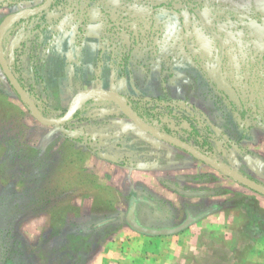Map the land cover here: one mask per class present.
<instances>
[{"label": "rangeland", "instance_id": "1", "mask_svg": "<svg viewBox=\"0 0 264 264\" xmlns=\"http://www.w3.org/2000/svg\"><path fill=\"white\" fill-rule=\"evenodd\" d=\"M196 1L224 44L221 77L236 103L185 47L173 6ZM42 2L1 1L0 22ZM74 15L73 24L67 19L61 27L23 21L2 44L10 68L46 116H61L80 90H112L150 109L160 130L168 127L264 184V0H73ZM191 28L196 52L207 59L215 52L213 39L196 15ZM95 100L71 121L90 143L74 142L37 121L0 69V264H83L101 241L96 223L107 214L126 217L134 200L136 221L149 228L175 227L188 209L198 215L181 231L156 235L190 238L184 245L194 246L193 262L253 264L255 249L264 251V196L145 133L113 101ZM101 153L160 174V184L179 201L176 209L143 187L126 201L99 176ZM200 230L213 236H200ZM232 249L241 252L233 255Z\"/></svg>", "mask_w": 264, "mask_h": 264}, {"label": "crops", "instance_id": "2", "mask_svg": "<svg viewBox=\"0 0 264 264\" xmlns=\"http://www.w3.org/2000/svg\"><path fill=\"white\" fill-rule=\"evenodd\" d=\"M98 164L101 167L99 176H102L112 188L117 187L119 192L126 196V201L130 194L143 187L149 192L159 193V198L172 202L171 204L173 205V208L176 209V206H178L176 202L179 204V201L175 200V196L172 195L175 193H173L169 187L160 184L159 179H161L160 177L162 176L158 173H153V170L149 172L148 170L142 171V169L139 168H128L117 164L116 162L104 159H101ZM114 170L118 172H116V174H111L110 171L113 173ZM152 189L157 190L152 191ZM93 198L95 199V197ZM91 202L92 201H90V204ZM120 205L121 204H119V206L115 204L112 207H115L116 209L120 208V210L117 211V214L123 216V214H125L123 212L124 208H121ZM96 209L97 208L93 209L92 204V214ZM138 211L139 206L136 204V218L138 216ZM187 211L191 212L189 209ZM83 220L88 222L85 218H83ZM42 222L44 223L43 220ZM123 223L127 224L126 217H121L120 219L108 214L105 215L101 221L96 223L98 227L97 231L102 234L101 241L95 248L88 251L87 258L84 260L83 264H199L193 262L194 257H196L194 255V246H192L191 243L189 244V247L186 244L184 245V242H190L191 239L186 238L185 236L183 237V234L179 235V237L177 235V237H173L172 239H168L166 236L155 235L156 237H152L149 236L150 234L136 231L130 225H125ZM218 229L219 232H224V229ZM199 233L200 236L205 233L207 236L209 234L210 239L213 236L212 230H200ZM196 234H198V231H196ZM203 244L204 243H202V245ZM236 250L237 249L231 250L233 255H235L234 252L240 254L241 250ZM253 252L249 253V255H252ZM250 258L254 261L253 264H264L263 249L260 247L256 248L255 254ZM183 259L188 261L183 262Z\"/></svg>", "mask_w": 264, "mask_h": 264}, {"label": "water", "instance_id": "3", "mask_svg": "<svg viewBox=\"0 0 264 264\" xmlns=\"http://www.w3.org/2000/svg\"><path fill=\"white\" fill-rule=\"evenodd\" d=\"M1 1H4V0H0V2ZM52 1L53 0H43L42 3L36 6L30 7V8H23L15 12L9 13L0 22V69L3 75L5 76L6 80L10 84L11 88L13 89V91L16 93L18 98L28 106L29 110L31 111L32 115L37 121H39L40 123L44 125H48V126H59V125H62L68 122L69 120L73 118L76 106L79 102L89 97L107 98L113 101L119 107V109L123 112V114L126 117H128L139 129H141L145 133L184 150L185 152L189 153L194 158L213 167L217 171L230 177L231 179L238 182L239 184L245 187H248L254 192L264 196V184L236 171L235 169L228 166L227 164L209 156L208 154L204 153L203 151H201L200 149H198L196 146L192 145L191 143L187 142L186 140L180 137H177L173 134H169L160 129L155 128L154 126L146 122L142 117H140L134 111V109L129 105L128 100L125 96L115 91L108 90V89H101V88H86V89L80 90L71 98L66 110L61 116L52 118V117L43 115L40 109L38 108L37 104L30 97L28 92L21 85V83L18 81L17 77L15 76L14 72L10 68L4 56V53H3L2 36L4 32L6 31V29L13 22L23 17L36 15L44 11L51 5ZM99 156L103 159H106L112 162L117 161L116 157L108 153H101ZM126 220L132 228H134L136 231H139L141 233H146L150 235H165V234L176 233L184 229L188 224L194 221V218H192L191 216H188V218L185 221H183L182 223H180L179 225L175 227H169V228L166 227V228H160V229L149 228V227L140 225L136 221L135 205H131L126 214Z\"/></svg>", "mask_w": 264, "mask_h": 264}, {"label": "trees", "instance_id": "4", "mask_svg": "<svg viewBox=\"0 0 264 264\" xmlns=\"http://www.w3.org/2000/svg\"><path fill=\"white\" fill-rule=\"evenodd\" d=\"M9 1H12V0H9ZM194 4L195 5L192 6L190 5V3L182 2V3H175L173 6V8L179 14L185 47L189 51L192 58L200 65L201 69L207 73L208 77L211 78L215 83H217L219 90L222 91L226 95L227 99L231 103H236L238 102L237 95L235 94V92H233V89H231V86L227 83L226 79L224 77L223 78L221 77V72H222L221 65H222V61L224 58V52H225L224 44L221 38L216 33V31L214 30V28L207 21V18L205 17V15H203L202 9L198 8V5L200 6V2L196 1ZM72 10H73V0H53L51 5L44 11L36 15L23 17L21 19L16 20L6 29V31L4 32L2 36V44L4 45V48L6 46L7 39L12 33H14L15 27L18 26L23 21H28L29 23H31L37 20L38 24L40 25L54 24L58 27H61L67 19H70L69 24L71 25L74 23L75 18L77 17V15L70 16V13H72ZM193 15H196L200 19L205 33L208 36H210L215 43V52L213 55L208 56L207 59L200 57L199 54L196 52L197 50L194 48L193 31L191 28V21H192ZM22 86L25 88L23 84ZM26 91L28 92L27 89ZM22 103L29 110L28 106L24 102ZM128 103L134 109V111L140 117H142L146 122H148L155 128L160 129L151 120L150 118L151 110L150 109L144 107L143 105L131 104L129 101ZM96 104H97V101L95 100V97H89L79 102L76 106L73 118L62 125L56 126L57 129L67 139H70L74 142L82 143L85 145L89 144L90 139L88 135L86 134L84 128L71 125V121L73 119L81 118V116H83L85 112L92 109ZM40 111L42 112L43 115L45 116L47 115L43 110H40ZM162 131L166 133H170V134L172 133L168 127L162 128ZM97 152H98L97 154H99V152L101 151H97ZM116 163L120 165L123 164L119 159H117Z\"/></svg>", "mask_w": 264, "mask_h": 264}, {"label": "flooded vegetation", "instance_id": "5", "mask_svg": "<svg viewBox=\"0 0 264 264\" xmlns=\"http://www.w3.org/2000/svg\"><path fill=\"white\" fill-rule=\"evenodd\" d=\"M222 78H223V77H222ZM231 89H232V87H231ZM229 90H230V89H229ZM230 91H231V90H230ZM134 203L137 204L138 202H137V201L135 202V200H134V201H131L130 206H131V205H134ZM161 204H162V203H161ZM130 206H129V207H130ZM192 214H193V213L190 212V211H187V212H186V216H187V218H188V216H191V217L194 218V220H195V219L198 217V215L193 216ZM187 218H186V219H187Z\"/></svg>", "mask_w": 264, "mask_h": 264}]
</instances>
